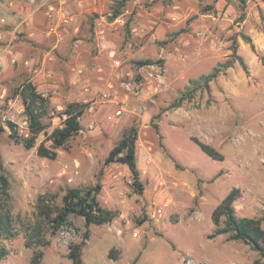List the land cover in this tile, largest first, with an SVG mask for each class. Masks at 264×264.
Wrapping results in <instances>:
<instances>
[{"label":"rangeland","instance_id":"374dc122","mask_svg":"<svg viewBox=\"0 0 264 264\" xmlns=\"http://www.w3.org/2000/svg\"><path fill=\"white\" fill-rule=\"evenodd\" d=\"M28 1L0 0V173L7 180L0 209L9 215L0 264H32L34 250L42 253L38 264H72L69 245L81 242L80 264H253L258 254L248 244L210 234L212 210L233 187L236 215L260 218L264 228V0H128L113 19L116 0H85L71 27L60 28L62 38L50 30L55 2L50 12L48 3ZM34 7L40 27L33 34L19 21ZM233 46L246 69L235 61L207 85L191 82L230 58ZM113 56L131 70L161 61L160 89L127 94ZM26 79L48 98L45 128L31 148L10 137L7 123L29 135L14 93ZM73 101L87 104L80 132L55 148V159L39 156L36 147L51 148L50 132ZM131 125L142 193L125 163H104ZM192 137L223 159L207 156ZM96 182L100 204L117 210L111 222L86 226L72 213L54 230L39 212L41 194L56 207L68 188Z\"/></svg>","mask_w":264,"mask_h":264},{"label":"trees","instance_id":"16d2710c","mask_svg":"<svg viewBox=\"0 0 264 264\" xmlns=\"http://www.w3.org/2000/svg\"><path fill=\"white\" fill-rule=\"evenodd\" d=\"M128 0H116L111 6L112 17L118 16L122 12V8ZM245 3V0H239ZM206 8L204 11H207ZM247 42L250 39L244 36ZM252 46V45H251ZM238 61L239 64L246 69V65L241 56L236 52V47H232L230 58L225 62H218L208 74L201 75L198 80H191L192 83L202 80L207 85L209 81L214 79L220 72ZM264 64V57H261ZM23 102V112L28 123L29 135L24 137L20 135L16 129V125L11 121H7L10 129V137L15 142H21L26 148H31L34 145L35 138L43 131L45 124L42 122V117L47 113L48 98L37 90L35 84L30 80H24L18 85L15 90ZM86 103L69 102L67 103L61 115L63 116L61 125L55 127L50 132L52 140L51 148L40 143L36 147V152L41 157L55 159L57 152L55 148L64 146L73 136L80 132L81 117L85 111ZM192 141L210 158L222 160L223 155L217 152L212 146L203 141L192 137ZM136 140L137 131L135 126L131 125L125 134H123L117 142L109 149L104 158V163L121 162L125 163L131 174V184L136 193H142L143 185L139 178V170L136 162ZM7 187L5 176L0 173V194ZM101 190V184L96 182L93 186L83 188H68L61 197L62 204L60 206H49V196L47 193L39 196V212L48 217L51 226L54 230H58L67 223L70 214H75L83 217L86 226L90 224L102 225L111 222L117 215L116 209H109L102 206L97 199V195ZM240 191L237 187L231 188L215 206L211 213V220L214 225L210 237L228 233L229 239L241 240L248 244L254 251L257 252L258 258L253 261V264H264L261 259H264V228L261 226V219L254 217L241 216L238 217L235 213L233 202L239 197ZM1 201V195H0ZM9 215L0 209V237L6 232L9 233ZM87 237V231L84 234ZM82 242L69 245L67 257L72 261V264H80ZM7 254L6 249L0 245V262ZM42 253L34 250L31 258L32 264H38Z\"/></svg>","mask_w":264,"mask_h":264},{"label":"built area","instance_id":"2783aa9c","mask_svg":"<svg viewBox=\"0 0 264 264\" xmlns=\"http://www.w3.org/2000/svg\"><path fill=\"white\" fill-rule=\"evenodd\" d=\"M34 2V0H29ZM49 0H40V4L45 5ZM48 10H54V6L50 3L47 5ZM111 66L114 69V77L121 82L126 93L131 94L136 98L141 96L150 97L161 87L163 79V65L161 61H153L136 65L133 70L128 67H123L120 59L112 57ZM120 110L116 114H120ZM187 264H194L189 260Z\"/></svg>","mask_w":264,"mask_h":264},{"label":"crops","instance_id":"0c3cea01","mask_svg":"<svg viewBox=\"0 0 264 264\" xmlns=\"http://www.w3.org/2000/svg\"><path fill=\"white\" fill-rule=\"evenodd\" d=\"M53 1L55 2L54 5L56 6L55 7L56 13L54 14V17L51 19V21L54 22V26L51 27L50 30L56 31V33H57L56 36L58 38H62L64 35L62 34V32H60L61 31L60 28L68 30L71 27L72 22L78 16V12L82 13V11L81 12L77 11L78 6L82 7L85 3V0H75V1L74 0H53ZM36 9H37L36 7H34L33 9H27L29 11L25 12L23 14V16H21L22 19L19 21V23L24 22L25 27L21 28L22 30L24 29L23 30L24 32L27 31V32L34 34V32H36V30L39 29L40 26H39V24L37 25V23L35 21L36 15L34 13H35ZM71 10H72V12H71ZM67 12H71V14L68 15ZM20 13H23V11L20 10ZM66 15H67V17H66ZM63 20L66 21V23L62 24ZM57 28H58V31H57ZM58 40L59 39H57V41ZM34 41H36V40H34ZM65 46H66V43H65ZM6 47H7V45H5V48ZM66 47L69 48V46H66ZM13 48H16V47H13ZM34 48H36V47H34ZM116 58L120 59L118 56ZM41 85L42 84H40L39 86H36V84H35L37 90H39V87H43V85L42 86ZM81 125H82V123H81Z\"/></svg>","mask_w":264,"mask_h":264}]
</instances>
